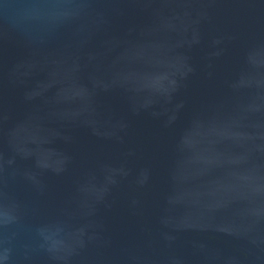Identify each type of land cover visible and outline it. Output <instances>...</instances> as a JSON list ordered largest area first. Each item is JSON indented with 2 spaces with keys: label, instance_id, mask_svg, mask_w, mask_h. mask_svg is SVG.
Listing matches in <instances>:
<instances>
[{
  "label": "water",
  "instance_id": "95a60500",
  "mask_svg": "<svg viewBox=\"0 0 264 264\" xmlns=\"http://www.w3.org/2000/svg\"><path fill=\"white\" fill-rule=\"evenodd\" d=\"M0 264H264V0H0Z\"/></svg>",
  "mask_w": 264,
  "mask_h": 264
}]
</instances>
